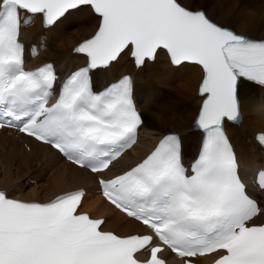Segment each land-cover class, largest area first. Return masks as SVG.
Returning <instances> with one entry per match:
<instances>
[{
  "label": "snow or ice",
  "instance_id": "1",
  "mask_svg": "<svg viewBox=\"0 0 264 264\" xmlns=\"http://www.w3.org/2000/svg\"><path fill=\"white\" fill-rule=\"evenodd\" d=\"M83 10L97 24L73 49L82 66L64 79L51 62L26 69L22 29L39 20L50 32ZM161 54L202 73L197 154L186 165L182 138L167 133L134 166L108 176L144 121L130 75L97 89L94 73L122 60L141 69ZM245 84L264 88V40L184 0H0V129L92 175L96 195L145 229L103 230L105 220L80 211L82 188L46 202L0 190V264H166L170 254L182 264H264V166L246 182L225 132L226 122H242ZM253 139L264 152V133Z\"/></svg>",
  "mask_w": 264,
  "mask_h": 264
},
{
  "label": "bare ground",
  "instance_id": "2",
  "mask_svg": "<svg viewBox=\"0 0 264 264\" xmlns=\"http://www.w3.org/2000/svg\"><path fill=\"white\" fill-rule=\"evenodd\" d=\"M202 1L184 0V3L186 6L195 4L196 8H200ZM238 1L241 0H234V5L228 11L227 7H218L220 12L217 14L216 5L219 3L215 0V4L206 7L205 12L215 22L231 27L235 32L257 39L264 38V23L259 25L257 21L253 22L248 17L249 12L244 9L245 4L235 6ZM248 2L250 1L246 0ZM96 24L97 20L87 10L73 13L67 21L50 32H44L39 20L30 22L21 31L27 61H53L60 70L82 64L83 57L71 51L70 46L80 38L92 34ZM61 36H65V39H58ZM127 72L133 75V93L144 117L143 135L147 139L141 138L138 145L116 163L115 167L134 161L136 156H142L148 147H153L161 136L170 132L181 135L184 159H193L200 138L199 132L193 128V121L201 103L197 94L202 76L200 69L191 65L173 66L163 54L141 69H136L131 63L122 60L108 70L96 71L95 86L99 88ZM167 94H171L169 100H165ZM240 97L242 122L238 125L226 123V128L238 152L242 173L247 174V179L248 170L256 167L257 161L261 160L252 135L256 130L264 131V89L254 84H245L241 87ZM163 100L165 101L160 106ZM26 139L30 146L29 151L22 147L20 137L10 136L8 130L0 133V190L11 193L16 199L45 202L59 193L82 188L86 192V198L81 210L94 217H102L105 220L103 229L120 235L144 230L137 222L125 217L96 195L97 184L92 175L64 162L46 146ZM27 178L34 179V184L29 183ZM166 257L172 261L175 259L171 255Z\"/></svg>",
  "mask_w": 264,
  "mask_h": 264
},
{
  "label": "rangeland",
  "instance_id": "3",
  "mask_svg": "<svg viewBox=\"0 0 264 264\" xmlns=\"http://www.w3.org/2000/svg\"><path fill=\"white\" fill-rule=\"evenodd\" d=\"M218 1V3H219V5H216V13L217 14H219V10H218V7H227L228 9H227V11L229 10V8H231L234 4H233V1L234 0H217ZM241 1H244V0H241ZM241 1H238V2H236V4H235V6H239L241 3V5H243V4H245L246 6H244L245 8V10H246V12L248 11L249 12V15H248V17H250L252 20H253V22H256L257 21V23L260 25L261 23H264V0H249L250 2H248V3H246V0L244 1V2H241ZM212 3H214L215 4V0H203L202 1V6H200V8H203L204 10L206 9V7L207 8H209V7H211V4ZM221 4V5H220ZM262 4V5H261ZM249 6V7H248ZM253 6V7H252ZM247 7V8H246ZM256 7H257V9H256ZM259 7H261V9H259ZM249 8V9H248ZM259 10V11H258ZM247 12V13H248ZM252 15V16H251ZM263 17V18H262ZM258 18V19H257ZM262 21V22H261ZM64 37V38H63ZM86 37V36H85ZM84 38V37H83ZM83 38H80V40L81 39H83ZM58 39H65V36H61V37H59ZM44 45V44H43ZM72 46H70V48H71ZM74 47V46H73ZM194 96H195V94H194ZM170 97H171V94H167L166 95V97H165V100H169L170 99ZM165 100H163V101H161V103H160V106H161V104H163V102L165 101ZM260 107V106H259ZM142 148H143V146H142ZM3 155H5V153L3 152ZM1 177H4V174H1ZM27 180H28V182L30 183V179H28L27 178ZM27 180H24V182L27 184L28 182H27ZM32 180V179H31ZM34 180V179H33ZM32 184H34V183H32Z\"/></svg>",
  "mask_w": 264,
  "mask_h": 264
}]
</instances>
